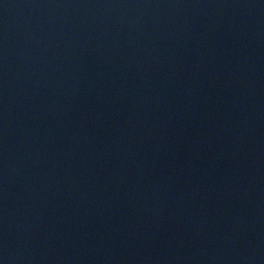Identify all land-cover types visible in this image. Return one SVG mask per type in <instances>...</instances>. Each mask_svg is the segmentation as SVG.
I'll return each instance as SVG.
<instances>
[{
    "label": "water",
    "instance_id": "95a60500",
    "mask_svg": "<svg viewBox=\"0 0 264 264\" xmlns=\"http://www.w3.org/2000/svg\"><path fill=\"white\" fill-rule=\"evenodd\" d=\"M0 264H264V0H0Z\"/></svg>",
    "mask_w": 264,
    "mask_h": 264
}]
</instances>
